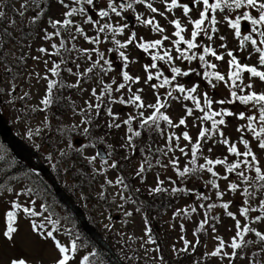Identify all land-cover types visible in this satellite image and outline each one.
I'll return each instance as SVG.
<instances>
[{
  "label": "rangeland",
  "instance_id": "rangeland-1",
  "mask_svg": "<svg viewBox=\"0 0 264 264\" xmlns=\"http://www.w3.org/2000/svg\"><path fill=\"white\" fill-rule=\"evenodd\" d=\"M43 0H37L39 8L35 5L30 4V10L26 12L25 19L30 20L36 11L43 9V14L39 17L36 23H32L33 35L38 34L44 36L45 31L48 33H54L55 29L51 27L48 23L49 19H63L62 13L66 11L62 5L55 3L53 6L45 5L41 7V2ZM24 0H12L11 5L13 9H19L20 4ZM66 3L71 4V0H65ZM107 0H94L97 8L104 7ZM154 6L164 11V7L161 0H152ZM180 3H188L189 0H179ZM116 3H120V0H116ZM0 4H7L6 0H0ZM75 6V5H73ZM88 7V6H86ZM189 7H193L189 4ZM133 10L125 11L121 17H116L111 14V19L108 22L112 23L114 26L127 24L128 27L124 30L123 34L118 35L116 38L120 39L122 42L127 40L128 36L132 32H135L137 38H144L146 40H154L160 38L161 35L171 36L174 28L168 23L171 19H180L182 25L186 27V32L184 33L186 38H190L191 25L188 24V18L183 16L181 9H175L173 13H165L167 19L159 15L149 13L146 8L142 15L143 18L154 16L156 22H158L162 27L166 29L163 34H158L151 31L150 26L145 27L135 20L137 15L136 9L137 5H134ZM243 11V10H240ZM228 14L231 18H235L239 12L232 13H219L217 15V32L209 34L213 35L212 43L218 45L221 51H226L230 48L234 49V54L237 58L245 64L257 66L259 70H264V66H259L258 55L255 54L249 43L245 44L244 49L239 47V42H237V37L235 36V30L231 29L227 22L224 21L223 16ZM94 19L95 12H92ZM193 19L198 18L197 12L194 10L190 13ZM127 16L131 17V21H128ZM12 19L10 13H6V19L4 24L1 25L2 28L8 25V21ZM14 19V17H13ZM16 20H21V17L17 15ZM74 24L82 25L83 29L90 30V34L95 31L90 24H84L83 20L85 17L76 16L72 18ZM247 24V22L244 21ZM242 24V21H241ZM40 27V28H39ZM251 25L247 24L246 29L241 27V35H246L250 33ZM32 35V36H33ZM223 36L225 39L221 40L220 37ZM91 37V36H89ZM66 40V46L69 47L71 41L69 31L61 32V36L57 37L53 35L52 39L39 40L36 37H29L23 43L19 42L14 44L9 42V45L0 46V112L6 120L7 124L10 126L12 131L16 136L19 137L22 142L25 143V147L19 144L15 146L16 152L22 157L25 156L26 159L33 161L34 166L39 169V166L46 167L50 172L57 170L56 163L60 160V154H72L74 150H79L81 156L79 168L83 170V178L88 181L95 180L94 184L89 183L86 186H72L70 180L67 179L69 172L64 178H61L60 183L64 184L68 188L71 194H74V204L80 208V212L83 214L84 219L87 223H90L92 228L100 231L101 235H105L109 238L110 245L112 249L122 258L129 261L131 264H165L163 260L160 259L155 243H149V236L154 241L152 234L149 232V226L147 224L148 220L145 218L144 213L146 209L143 206H139L131 196L130 190H143L149 191L157 186H161L165 193L164 195L171 197L173 201L170 206L158 207V203L163 201L162 199L156 202L149 201L148 198H142L150 204L151 212L155 213L156 217L153 222L158 228L159 235L161 239L164 240L163 244L167 249V255L170 259H182L181 262L185 264H192L193 261H203L204 264H229V259L227 257L221 259V257H211L205 255L215 250L218 246L219 241L216 237H219L225 242L224 252L230 253L231 249L227 247L231 243L232 238L235 235V220L226 214V211L219 207V203L230 202L228 211H231L236 219L241 221L243 225L246 221L243 217L239 215V208L241 206H248L243 203L244 198L241 195L243 188L248 187V185L241 184L235 173H227L223 165L214 166V171L217 172V177H212L210 173L205 172L204 175H198L196 177H191L189 180L181 178L177 174V170L182 169L188 162L191 156V146L189 142L184 141L182 138V133L187 131L189 135L193 138L192 142H195L199 129L201 127V121L197 120L196 117L202 116L203 113L195 109V105L191 100H183L182 95L177 93L180 100H170L168 102V107L165 112L173 121L174 124H178L181 117H185L186 124L180 125L179 127L163 126L161 128V136H156L154 139H149L155 142H149L147 145H140L138 148H134L135 151L132 155H128V150L131 149V142L129 143L128 137L130 136L128 128H134L135 125L140 122L143 118L149 116V114L154 110L153 108L147 107L149 104H154L157 94L163 100L167 95L170 87H174L176 84H182L186 88H190L194 84H198V91L194 95L201 100L203 105V93L207 92L208 96L215 102L218 100L230 99V90L228 84L222 81H215L216 87H211L207 80L202 79V73L205 69L197 67V64L192 61L174 60V66L181 68L182 71H187L189 68L197 69L201 75H196L195 73L190 74L189 77H177L172 85H165L163 88L153 89L152 84L159 85L163 77L160 80L153 79L148 84L144 83L146 79V73L144 71L145 65H150L152 63L151 57L148 53H144L141 49L136 48L134 45H129L127 49L122 51L126 52L129 57L130 63L127 68L124 69L129 72L133 77H140L139 83L131 84L132 93H136L137 89H142V92L137 94L141 95L142 101L145 104L144 108H136L135 105L127 103L129 96L132 93L128 92L127 86L122 89L119 93L113 92L111 96L107 94L102 98L103 105H107L111 109L115 120L112 117L105 114V116L94 121V130L98 129V126L102 127L103 122L112 121V123L120 124L119 128L111 127L110 129L103 128L93 135L90 132L85 134L83 129L88 125L86 123L81 124V120H85L83 117L86 116L90 119L92 115L96 114V110H88L85 101H88L92 105L97 103L95 97L91 95V90L96 88L97 95L100 93L102 85L99 83L100 77L97 76L94 70L93 73L88 74V77H80L82 81L78 87H69V85L76 84L77 75L74 73L83 72L84 69L90 66V62L85 56L81 55L80 52L72 50L69 53V57H73L75 54L79 57L78 60L68 59L64 54L55 55L52 54L56 49L52 48V44H56L57 47L60 45L61 39ZM111 37L109 36V39ZM256 38V37H254ZM101 39L104 41L99 45L89 44L84 40L83 37L77 38L79 45L83 48H94L98 47L101 52L105 53V58L109 59L112 63L113 70L107 75H103L104 83H111L112 79L115 78L117 83H122V77L120 72L123 69V62L119 58V54L115 51L108 52L107 49L112 48L109 46L108 40H104L103 35ZM175 39V37H172ZM203 41H208L207 37L201 34L197 38V43L202 45ZM77 43V42H76ZM226 45V48H222L220 45ZM112 46H114L111 43ZM80 46H76V49H82ZM45 48L46 53H40L39 48ZM184 47V45H181ZM72 48V47H71ZM171 49L172 55L175 57L178 55L171 41H165L159 51ZM201 51V49H199ZM194 51V50H193ZM252 53L249 56V53ZM93 59H95V54L93 53ZM5 56L9 57V62L11 61V66L7 65L2 60ZM226 56V55H225ZM23 57V59H21ZM33 57H39V59H33ZM61 59H64L68 63V67L61 63ZM228 57L223 61H216L217 67L211 71H220L227 75L229 68L227 63ZM60 62H57V61ZM47 61V65L45 64ZM71 61V62H70ZM59 64L60 68L58 70L59 76H53L50 69L53 65ZM219 63L221 69H219ZM79 64V68H77ZM158 66L164 72V76L169 79L172 76L169 66L164 64L162 61H157ZM71 68L70 73L68 69ZM10 69V71H8ZM150 71L155 74V69H150ZM47 77L48 80H53L56 85L53 89L54 98L60 95V99L65 103V107L68 110L56 117H48L47 112H41L39 109L44 108V105L40 101L48 94L47 93V83L48 80L44 79ZM243 83H253L255 90L264 91V82H259L255 79H249L247 75L243 78ZM14 86V90H13ZM116 85H113L115 89ZM252 89V90H253ZM245 89L244 92L246 93ZM25 93L27 95L25 96ZM70 94V95H69ZM124 99L125 104L110 103V100ZM186 107L194 109L192 116H186ZM213 111H220L221 109H226L232 111L235 114L244 112L246 115H258V111L254 110L252 106H244L238 101L233 104L225 103L223 105L213 103ZM37 109V110H33ZM81 109H84L81 112ZM101 111V110H100ZM143 113V117L139 114ZM97 116V115H96ZM129 117H133L130 125L124 124L123 121L127 120ZM219 119V117H215ZM225 125L218 126L220 130L223 131L224 136L227 137L230 142L236 143L238 150L243 151V145L239 144V137L241 133L237 132V127L241 125H246V120H239L236 115L224 118ZM160 124V122H159ZM78 125V127H76ZM109 125V124H108ZM203 127L211 130V121H204ZM159 129V128H157ZM109 132V135L106 132ZM31 133V136H29ZM171 141L172 151L168 152V138L173 135ZM113 135V137H111ZM211 138H205L201 143V150L199 152V160L204 163L203 157L207 156L211 159H224L227 157V162H234L235 158L227 153L226 146L219 143L223 137L217 132H210ZM245 138L251 139L250 133H243ZM175 137H180L179 147H184L185 151L188 153L187 156L180 153L179 149L176 147L177 140ZM117 139L120 144L125 143V153L123 160L116 164L115 168L110 167L114 162L113 155L111 154L110 145L103 142L106 149L105 158H100L97 155V145L101 144V141H109ZM254 150L256 149V144L253 141L250 145ZM103 147V146H102ZM7 146H5L0 141V155L7 152ZM211 148L212 151L209 152L208 149ZM34 150V154L30 153L29 150ZM139 150L143 151V155H138L136 152ZM10 151L8 150V153ZM28 152V153H26ZM167 152V155L164 153ZM133 155H137L134 159ZM258 158L261 163L264 164V152H257ZM20 159L21 156L16 155ZM49 157H51L49 159ZM88 158H93L91 163H89ZM177 159L176 166L169 163V159ZM159 161V163H157ZM144 163L146 164L144 166ZM143 165L144 171L137 175L138 170ZM70 166V164H69ZM65 166H63V170ZM95 169V171H93ZM43 172V171H42ZM46 173V172H44ZM97 173L98 175L91 177L92 174ZM248 175L251 177L254 172H249ZM45 176V175H44ZM228 176V180L220 179L219 177ZM63 177V176H62ZM122 180L123 184L117 183V180ZM106 180L112 181L109 185L105 183ZM162 181L163 183L157 184V181ZM209 180H216L218 188H212L211 184L206 182ZM174 182V183H173ZM230 182H236L240 185L236 192H231L228 189V184ZM42 183V182H41ZM40 183V184H41ZM176 183L179 184V189L177 192L173 193L172 188H177ZM127 185V188L124 186ZM11 188L12 191L9 192L8 189ZM31 188L33 194L26 196L23 193ZM182 189L183 191H179ZM66 190V188H65ZM55 188H49L48 192H43L39 188L38 181L32 179H11L4 183V187L0 188V264H9V261L13 258H23L27 261V264H56L58 258V251L54 249V243L48 238L43 236L41 233L34 232L32 230V223L35 222L37 225L44 224L45 227L42 230L46 232V229L52 228L51 224H48L45 217H51L54 221H58L56 224V233H59L60 241L62 244H67L68 238L64 239L62 231H71L72 227L80 230V225L71 222V220H76L78 218V213L70 209L69 218L67 215L61 211L62 207H65L55 193ZM220 191L224 195L220 198L216 196V192ZM16 192H21V195L17 197ZM101 192H103V198L101 197ZM121 193L125 199H121ZM69 193L66 191L65 195ZM172 194V195H171ZM171 195V196H170ZM206 196L208 199H198V196ZM249 203L252 208H258V199H264V191L260 189L253 194L252 197L248 198ZM12 201H16L23 207H30L33 211L41 212V204L45 205L48 211L42 212V214L35 217L27 216L23 214L22 209L17 211L16 222L14 226L17 228V232L14 234V241L9 242L6 240L2 233L6 230V212L10 210V205ZM35 201V203H31ZM213 202L217 207L210 210L211 215L210 222L205 224V236L201 237L199 243L195 244L194 230L200 226L201 222L204 221L205 212L208 210V205ZM203 204L204 208L200 205ZM49 205V206H48ZM195 207L196 212H192L191 209ZM131 213V215H127ZM257 215L256 212H250L249 217L253 218ZM89 218V220H88ZM64 228L63 226H67ZM62 225V226H61ZM72 226V227H71ZM250 226L255 228L257 231L264 233V222L262 223H250ZM215 228V231H213ZM82 229V227H81ZM83 230V229H82ZM84 232V231H83ZM146 232L148 233L146 235ZM183 237L184 239H181ZM184 240L189 241L188 251L182 252L181 249L184 248ZM246 240H251L253 243L247 244L242 249H238V256L233 258L231 264H264V251L261 248L264 245L255 239L254 233H249L248 237L246 234ZM195 244V249L192 245ZM194 250V251H193ZM189 254L187 255V253ZM253 253H257L253 256ZM81 256V253H79ZM78 256L69 264H78ZM172 264H176L171 261Z\"/></svg>",
  "mask_w": 264,
  "mask_h": 264
},
{
  "label": "snow or ice",
  "instance_id": "snow-or-ice-1",
  "mask_svg": "<svg viewBox=\"0 0 264 264\" xmlns=\"http://www.w3.org/2000/svg\"><path fill=\"white\" fill-rule=\"evenodd\" d=\"M57 2L62 5L64 9H66V11L62 13L63 19H49L48 23L53 29H55V32L48 33L47 31H45L43 39L50 40L52 39L53 35L59 37L61 36V32L63 30L69 31L70 39L75 40L76 35L71 34V29L73 26L75 34L83 36L84 40L92 45H99L104 42L101 39L102 35L104 37V40H109L110 36L111 39L109 40V42L112 43L114 47L107 49V51L117 52L119 54V58L123 62V69L120 72V76L122 77L123 82L117 83L115 78H113L110 84L104 83L103 75H107L113 70L112 63L109 59L105 58L104 52H101L98 47H94L91 49H76L75 45H72V48H67L65 46V41L63 39H61L60 41L59 48H63L65 51H78L81 53V55L85 56L86 59L90 62V66L84 69L83 72L74 73V75H77L78 77L77 82L76 84L69 85V87H78L80 83V77H88V74L93 73L94 70H98L96 74L100 77L99 83L102 85L100 93L99 95H97L96 88H93L91 90V95L95 97L97 103L95 105H92L88 101H85L88 110H91L94 107L97 115H99L101 104L103 103L102 98L106 94L108 96H111L113 90L119 93L122 89H125L126 86L128 92L132 93L131 84L140 82V77H133L129 74L128 71L124 70L127 68L130 61L129 57L126 55V52L122 50L127 49L129 45H134L136 48L141 49L144 53H148L151 57L152 63L150 65L144 66V71L146 73V79L144 80L145 84H148L153 79L160 80V78L163 77V80L159 85H151L153 89H156L158 87L163 88L165 85L170 86L172 85V82L177 79V77H189L190 74L193 73H195L196 75H201V73L194 68H189L187 71H182L181 68L174 66V60L188 61L189 63H191L192 61L198 59L200 61V66L205 69L202 73V79L207 80L208 84L211 87H216V84L213 83V80L225 81V83L228 84L231 97L230 99L218 100L214 102L208 96L207 92H205L203 93V105L201 104V100L197 97V95H194L198 91V84H194L190 88H186L182 84H176L174 87H170L169 91L167 92V95L163 98V100L157 94L155 103L147 105V107L153 108L154 111L151 113V115L141 120V128H150L153 126L158 128L160 121L166 122L170 127H179L180 125H185V117H181L179 119L178 124H174L168 115H165L163 112H161V109L168 107L167 101L169 99L177 101L180 100L179 96L173 95L174 92L183 94V100H191L195 105V109L203 113L202 116L196 117L197 120L201 121V127L199 129L198 136L195 142H192L193 138L189 135L187 131L182 133L183 140L189 142L191 146V159L188 161V164L183 167L182 171L177 170L178 176L184 178L188 175L206 171L207 173H210L212 177H217V172L213 170L214 166L223 165L227 173H235L241 184L248 185V187L243 188V191L241 193L243 197H246L243 203L248 206H241L239 208V215L243 217L246 221L243 225H241V221L239 219H236V216L231 211H228L230 202H224L219 205V207H222L226 211V214L229 217H232L233 220H235V235L232 238L231 243L227 245V247L231 249V252H224L223 250L226 246L225 242L219 237H216V239L219 241L218 246L215 248V250L211 251L210 253H206L205 255L211 257L219 256L221 257V259L227 257L229 259V264H231L233 258H236L238 256V249H242L247 244L253 243V241L251 240H246V234L249 233H254L255 239L261 242L262 245H264V233H262L261 231H257L255 228L250 226V223L264 222V199L257 200V204L259 205L258 208H252L249 203V199H247L249 197H252L253 195V192H250L249 188H252L253 190L259 188L261 191H264V164L261 163L257 155V152H264V91L257 93L251 90L254 87L253 83H243V78L245 75H247L249 79H255L259 82H264V70H259L258 67L254 65L250 66L248 64L241 63L231 50H227L224 54H218L211 46L204 47L197 43V38L201 34L205 35L209 41L213 39V35L209 34V30L211 31V33L217 32L216 25L218 21L216 14H230L232 12H239V14L236 15L234 19L231 18V16L228 14H225L223 16V19L227 22V25L231 29L235 30V36L239 38L240 41L239 47L241 49H244L245 44L249 43L253 52L258 55L259 66H264V0H211V2L210 0H189L188 3H180L179 0H161V3L164 7V11H160L159 8L154 6L152 0H122V2L120 3H116V0H107L106 5L104 7L99 8H97L96 4L94 3V0H71V4L66 3L65 0H57ZM30 4L35 5L37 8H39L37 0H24V2L20 4L19 9H13V11L21 18H24L26 12L30 10ZM189 4H191L193 7H189ZM134 5L143 6L147 9L149 13L159 15L161 17H164L165 19H167L165 13H173L175 9H181L183 16L188 18V24L191 25L190 38L185 37L184 33L187 29L185 26L182 25L181 20L171 19L168 20V23L174 28V31L171 33V36L161 35L160 38L154 40H146L142 37L138 39L136 33L132 32L131 35L128 36L127 40L122 42L116 37L120 34H123L124 30L128 27V25L123 24L114 26L112 23L107 21L111 19V14H114L116 17H121L122 14L127 10L135 11ZM2 8L3 5H0V9ZM194 10L197 12L198 16V18L195 19H193L190 15V13H192ZM93 11L95 12V17H97L96 19H94L92 15ZM41 14H43V9L36 11L34 15L30 18V23H36ZM77 15L85 17L83 23L90 24L96 30V35L89 37L85 34L84 30L80 27L79 24L74 25L72 17ZM5 19L6 12L4 10H0V22L4 21ZM135 20L145 27L150 26L151 31L155 33L163 34L166 31L164 27H162L158 22H156L154 16L152 18H143L142 15L137 14L135 16ZM241 21H245L247 22V24L251 25L249 34L241 35ZM15 25L16 21L14 19L8 21L9 27H15ZM3 31L5 35H11V33L8 32V28H5ZM172 37H175V39H172ZM220 39L224 40L225 38L221 36ZM169 40L174 46L175 52L178 54L175 57L172 55L171 49L163 51V54H161L159 51H152L160 49L164 42ZM181 45H184V47H181ZM221 47L226 48V45L222 44ZM52 48L57 49L56 53L52 54L58 55L59 49L57 48V45L55 43L52 44ZM201 48L202 52L200 54H198L197 51H193L194 49ZM38 51L40 53H46L47 50L41 47L38 49ZM93 53L95 54V59H93ZM225 55L229 58L227 61L229 68V71L227 73V81L225 80V76L221 75L219 72L208 71V69H215L217 65L215 63H210L208 60H206L207 56H211L216 61H223L225 59ZM251 55L252 53L250 52L249 56ZM21 59H23V57H21ZM33 59H39V57H33ZM157 61H162L164 62V64H167L169 66L170 72L172 73L171 79H169L167 76H164V72L158 66ZM63 62L64 61L62 60L61 63ZM45 64L47 65V61H45ZM79 67V64H77V68ZM59 68L60 65L54 63L53 67L50 69L53 76H57L59 74ZM150 69H155V74H153ZM8 71H10V69H8ZM68 71L71 73L72 69L69 68ZM44 79L48 80L47 77H44ZM238 81H240V83H237ZM55 85V81L48 80V94L40 101V103L45 107L49 106L53 102L49 97L53 95V89ZM113 85H116L115 89H113ZM232 89H239L240 92H244L245 89H249V91L244 95H238L237 91ZM142 91V89H137L136 93H132L129 96L127 103L135 105V107L138 109L144 108L145 104L142 101L141 95L137 94ZM26 95L27 93H25V96ZM237 101L245 106L251 105L254 110H258V115H246L244 112H240L237 115L232 111H228L226 109H221L220 111H213V103L223 105L225 103L233 104ZM110 103L125 104L126 102L124 99L121 98L119 100L112 99L110 100ZM33 110L35 111L37 109ZM39 110L43 111L44 109L41 108ZM83 111L84 109H81V112ZM193 112V108L186 107V116H192ZM107 114L108 116L112 117L113 121L115 120V116H113V113L110 108L107 109ZM139 115L143 117L144 114L141 112ZM234 115H236V118L239 120L247 121L246 125H241L236 129L238 133H241L239 137V144L243 145V151L238 150L237 144L230 142V140L224 136L223 131L220 130V128L218 127L220 125H225V117H231ZM215 117H219V119H215ZM132 119L133 117H129L127 120H124L123 123L130 125ZM204 121H211V130L202 126ZM80 123H90V121L81 120ZM76 127H78V125ZM108 127L119 128L120 124L109 123ZM128 131L132 133V135L137 137L141 135L140 131L133 132L131 127L128 128ZM245 131L250 133L251 139L244 137L243 133ZM83 132L85 134H88L89 129L85 127L83 129ZM210 132L219 133V135L223 137V139H221L219 143L226 146L228 154L238 159H235L234 162H227V157H225L224 159H211L205 156L203 157L204 163L197 165V154L201 150V143L203 140H205V138H211ZM29 136H31V133H29ZM173 136L174 134L170 135L168 138V152H171L173 150L171 147V141L173 139ZM131 139L132 136H129V143L131 142ZM175 139L177 140L176 147L179 149L180 153L187 156L188 153L185 151V148L179 147L178 142L180 140V137H175ZM253 141L256 144L255 150L250 146ZM208 151L211 152L212 149L209 148ZM164 154L167 155V152H165ZM50 158L51 157H49V159ZM0 159H3V157L0 156ZM92 159L93 158H88L89 163H91ZM157 163H159V161H157ZM169 163L173 166H176L177 159L170 158ZM110 167L115 168V162H113ZM93 171H95V169ZM143 171L144 167L142 165L138 170L137 175H139ZM249 172H254V175L250 177L248 175ZM219 178L228 180V176H222ZM105 183L111 185L112 181L106 180ZM117 183L123 184V181L118 179ZM161 183L163 182L159 180L157 181L158 185ZM206 183L211 184L212 188H218L216 180H209ZM124 187L127 188V185H125ZM239 187L240 185L236 182H230L228 184V189L231 192H236ZM8 191L11 192L12 189L9 188ZM161 191H163V189L157 186L154 189H150L149 193L151 194L153 192ZM177 191V188H172L173 193ZM179 191L183 190L180 189ZM23 194L26 196H30L33 194V190L29 188ZM15 195L19 197L21 195V192H16ZM100 195L103 198V192H101ZM223 195L224 193L220 191L216 192V196L218 198L222 197ZM121 199H125L122 193ZM198 199L206 200L208 199V197L199 195ZM31 203L34 204L35 201H31ZM200 207L204 208V205L201 204ZM207 207L209 210H211L212 208L217 207V205L209 204ZM21 209L23 214L31 217H35L37 215L42 214V212L44 211H48L46 206L43 204H41V212H37L33 211L30 207L22 208L21 204L17 203L16 201H12L10 205V210L6 212V230H4L2 233L3 237L9 242L14 241V234L17 232V228L14 226V224L16 222L17 211ZM191 211L196 212V208L193 207ZM250 212H256L257 215H255L253 218H250ZM127 215H131V213H128ZM45 220L48 224L52 225L51 230L43 232L42 230L44 229L45 225L43 223L37 225L35 222L32 223V230L34 232L41 233L46 238L52 239L54 241V249L58 251V258L56 260V264H69V262L72 260V257L69 253H75L77 251L76 241L72 242L70 248L65 247L54 236V232L57 230L56 224L58 223V221H54L53 219H51L50 216L45 217ZM207 222L208 219L206 213L204 221L201 222L200 226L196 229V232H199L201 229H203L204 225L207 224ZM213 231H215V228H213ZM147 234L148 233L146 232V235ZM181 239L184 238L181 237ZM148 242L155 243L150 236ZM196 243L198 244L199 240H197ZM195 247L196 245L193 244L192 248L195 249ZM188 248L189 241L184 240V248L180 251L186 252L188 251ZM157 251H159V249H157ZM261 251H264V247L261 248ZM256 255L257 253H253V256ZM87 261L88 256H84L83 259L78 262V264H86ZM9 264H27V261L23 258H13L9 261ZM250 264H252L251 261Z\"/></svg>",
  "mask_w": 264,
  "mask_h": 264
},
{
  "label": "trees",
  "instance_id": "trees-1",
  "mask_svg": "<svg viewBox=\"0 0 264 264\" xmlns=\"http://www.w3.org/2000/svg\"><path fill=\"white\" fill-rule=\"evenodd\" d=\"M13 15H14V18L17 16V14H15L14 12H13ZM32 25L33 24L30 23V20L26 21L25 18H21V20L19 21L16 20L15 27H12L10 29L7 27L8 32L11 33L10 36L5 35L4 32L2 33V35L5 37L3 39L4 41L0 40V46L8 45V40L23 42L25 37H28L34 33V31L32 30ZM49 98L53 102L49 106L44 107V110L45 112H47L48 117H56L58 115L65 113L68 110V107H65V103H63L60 99H58V98H62L60 97V95L56 96V98H53L52 96ZM102 108H106V105H103ZM88 125H89L88 129L90 130V133H95L98 131V129L94 130V127L96 125H94L92 121H90ZM105 128H108V125H106ZM138 131H141L140 132L141 135L138 137L135 136V144H136L135 148H138L140 145H142V149H143V146L146 140L150 139L149 137L155 138V136L159 135V131L155 126L150 127V128H141V125H139ZM136 153L139 155L142 153V150H139ZM79 155H80L79 151L77 150H74L72 154H63V153L60 154V157H59L60 160L56 163L57 170H55V173L53 174L54 177L61 179V177L63 176L62 178H64V182H65L67 174L71 172L70 173L71 175H69L67 179L70 180V184L72 186H75V185L86 186L87 184L92 183V182L94 184L95 180L93 178H92V181L86 180L85 176L83 178V175H84L83 170L79 168V164L81 163ZM122 155H123V152L120 153V160L119 162H117V164H119L122 161L123 159ZM1 156L3 157V159H0V187L3 186L4 183L7 182L8 180H11V179L19 180V179L27 178V179H32V180L36 179L38 181L39 188H41L43 192H48V189L51 188L49 181L44 176H42L39 171L34 169L27 161H24V160H21L15 157L11 152L8 153V151L2 154ZM68 164H70V166H68ZM63 166H65L64 170H63ZM204 172L205 171H202L199 173L203 174ZM199 173L188 175L184 177V179L189 180L191 177L198 176ZM93 176H96V173L91 175V177ZM257 189L258 188L253 190L252 188H249V190L253 192V194H255L254 191H256ZM66 190H68L67 187H66ZM130 192H131L132 197L134 198V201L140 207L143 206L146 209V217L150 225L153 226L154 236L159 244L160 253L167 260V262L171 261L169 257L167 256V254L164 253L165 252V249L163 246L164 240L160 238L159 232L157 231L158 228L155 227L156 224L153 222V219L156 217V215L155 213L151 212L150 204L144 201L142 198H148L149 201L151 200L153 202L155 201L156 198H161L162 200H168V201H162L161 206L162 205L166 206L168 203H172L173 201L170 199H165L164 196L157 197L156 193L150 194L149 192L143 191V190H139L138 193H136L134 190H130ZM140 194L142 195V198L140 197ZM243 198L245 199L246 197H243ZM220 204L222 203H219L218 205ZM61 211H63L69 218L70 210L68 208L62 207ZM206 213H207V219H208L207 223H209L211 220L210 218L211 215H208L210 214V210L208 209L205 212V214ZM71 222L76 223L77 225H80V223L78 222V219L71 220ZM79 227H80V230H78V233H77V230L72 227L71 231L64 230L62 231V234L66 237H70L72 235L75 236L73 241H76L77 243V251L79 250L84 251L82 255V259L84 256H88V261L86 262V264H118L113 258V256L106 249L100 247L97 243H95L90 238V236H88L85 232H83V230L81 229V226ZM196 229L194 230L195 235H196V241L197 240L200 241L201 237L205 236V227L201 229L199 232H196ZM247 237H248V234H247ZM55 238L57 239L56 236ZM104 238L108 243L111 242L108 237L104 236ZM206 259L207 258H205L203 261H198V260L193 261L192 264H204ZM181 260L182 259H179L178 261L179 264H184V263H181ZM123 261L126 264H130L125 259H123Z\"/></svg>",
  "mask_w": 264,
  "mask_h": 264
},
{
  "label": "water",
  "instance_id": "water-1",
  "mask_svg": "<svg viewBox=\"0 0 264 264\" xmlns=\"http://www.w3.org/2000/svg\"><path fill=\"white\" fill-rule=\"evenodd\" d=\"M0 139L3 143L7 144L8 147L12 150V152L15 155L21 156L19 155L16 150H15V146L17 144L22 146H26L24 142H22V140L19 139L18 136H16L10 126L6 123V120L4 119V117L0 114ZM30 153L34 154V152L30 149L29 150ZM28 153V152H26ZM99 154L100 155H104L102 152V149L99 148ZM22 159H26L25 156H21ZM28 160V159H26ZM33 164L32 160H28ZM34 165V164H33ZM39 169L41 171L46 172L44 174H46L48 176V178L51 180V183L53 185V188H55V193L58 196V198L64 203L66 204L68 207H70L72 210L76 211L78 214V219L82 225V228L84 229V231L90 235L98 244H100L102 247H104L106 250H108L116 259L118 262L121 263V261L118 259L117 255L114 254V252L112 251L110 245L104 241V239L100 236V234L94 229L92 228V226H90L87 221L84 219L83 214L80 212V208L74 204V202L70 199V197H68L67 195H65V192L63 191V189L58 185V183L56 182V180L53 178L52 174L50 173V171L45 167L39 166Z\"/></svg>",
  "mask_w": 264,
  "mask_h": 264
}]
</instances>
